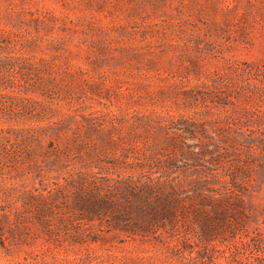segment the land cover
<instances>
[{"label": "rangeland", "instance_id": "obj_1", "mask_svg": "<svg viewBox=\"0 0 264 264\" xmlns=\"http://www.w3.org/2000/svg\"><path fill=\"white\" fill-rule=\"evenodd\" d=\"M17 18L27 21L22 38L28 55L56 72V78L45 74L31 94L39 101L27 112V123L55 122L71 113L102 121L96 131L82 127L76 146L84 140L85 153H110L114 145L140 156L169 150L182 139L170 118L182 114L207 121V135L225 136L222 116L234 104L222 101L245 91L241 106L258 111L247 122L257 152L244 147L242 157L223 165H237L233 174L253 183V194L241 197V216L246 226L256 222L264 239V0H0V25ZM249 63L259 69L245 68ZM192 88L204 97L185 103L182 92ZM137 114L148 123L112 125L118 116ZM236 227L230 241H210L211 258L202 257L197 237L185 232L165 243L59 246L40 239L12 253L0 245V264H239L235 258L262 264L264 252L253 247L254 240L250 245L253 228L242 234Z\"/></svg>", "mask_w": 264, "mask_h": 264}, {"label": "trees", "instance_id": "obj_2", "mask_svg": "<svg viewBox=\"0 0 264 264\" xmlns=\"http://www.w3.org/2000/svg\"><path fill=\"white\" fill-rule=\"evenodd\" d=\"M26 25L25 18L0 25V245L8 253L40 239L59 246L165 243L186 232L197 237L198 253L211 258L210 241H230L238 225L242 234L253 228L256 236L250 234V245L254 240L253 247L264 252L261 228L256 222L246 226L247 218L241 216V197L252 195L254 185L233 174L237 165H223L242 157L244 147L257 152L258 141L248 133L247 122L258 111L241 106L245 91L222 101L234 104L222 116L225 136L207 135V121L182 114L170 118L169 125L182 132V139L169 150L149 149L140 156L114 145L110 153L100 148L85 153L84 140L76 146L82 127L96 131L102 121L80 113L45 124L26 121L39 101L31 94L45 82V74L56 78L51 66L39 65L28 55L22 38ZM245 68L259 69L251 63ZM182 94L188 104L204 97L196 88ZM124 117L112 119V125L128 120L134 126L132 119L148 123L138 114ZM187 133L193 136L185 140Z\"/></svg>", "mask_w": 264, "mask_h": 264}]
</instances>
